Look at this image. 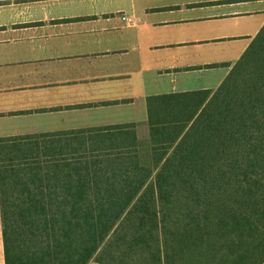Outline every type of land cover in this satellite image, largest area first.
Returning a JSON list of instances; mask_svg holds the SVG:
<instances>
[{"label": "crops", "instance_id": "crops-1", "mask_svg": "<svg viewBox=\"0 0 264 264\" xmlns=\"http://www.w3.org/2000/svg\"><path fill=\"white\" fill-rule=\"evenodd\" d=\"M198 92L88 264H264V0H0V139L133 125L147 158V99Z\"/></svg>", "mask_w": 264, "mask_h": 264}, {"label": "trees", "instance_id": "trees-1", "mask_svg": "<svg viewBox=\"0 0 264 264\" xmlns=\"http://www.w3.org/2000/svg\"><path fill=\"white\" fill-rule=\"evenodd\" d=\"M207 95L147 99L154 152L147 158L133 125L0 139L6 264H88ZM172 122L179 125L166 126Z\"/></svg>", "mask_w": 264, "mask_h": 264}, {"label": "rangeland", "instance_id": "rangeland-1", "mask_svg": "<svg viewBox=\"0 0 264 264\" xmlns=\"http://www.w3.org/2000/svg\"><path fill=\"white\" fill-rule=\"evenodd\" d=\"M136 200V199H135ZM135 200L133 201V203H132V205L130 206V208H129V210L127 211V212H125V214L122 216V218H121V220L119 221V223H118V225H117V229H121L123 226H127V228H128V225L130 226V227H132V226H136V225H138V220L136 221V219L138 218L137 216H132V215H130V213L131 212H135V211H138V212H140L139 211V209L138 210H136V207H133V209H132V206H133V204H134V202H135ZM132 209V210H131ZM128 213V215L126 216V218H125V220H123L124 219V217H125V215ZM132 214V213H131ZM131 222H134V223H131ZM140 223V222H139ZM142 224V223H141ZM141 224H139V226H137V227H141L140 225ZM115 228V229H116ZM261 230H263L264 231V228L263 229H261Z\"/></svg>", "mask_w": 264, "mask_h": 264}]
</instances>
